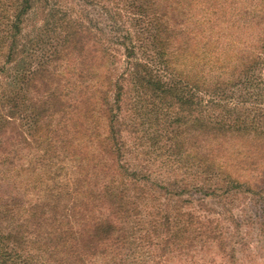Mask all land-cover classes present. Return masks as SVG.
Masks as SVG:
<instances>
[{
  "label": "trees",
  "instance_id": "obj_1",
  "mask_svg": "<svg viewBox=\"0 0 264 264\" xmlns=\"http://www.w3.org/2000/svg\"><path fill=\"white\" fill-rule=\"evenodd\" d=\"M180 30L156 0H0V52L23 61L8 88L0 65V152H28L25 186L0 198V264H128L140 247L169 264L197 243L239 264L252 221L229 204L264 213V186L235 176L225 145L264 151V33L229 79L200 84L173 65Z\"/></svg>",
  "mask_w": 264,
  "mask_h": 264
},
{
  "label": "rangeland",
  "instance_id": "obj_2",
  "mask_svg": "<svg viewBox=\"0 0 264 264\" xmlns=\"http://www.w3.org/2000/svg\"><path fill=\"white\" fill-rule=\"evenodd\" d=\"M134 1L120 0L123 8L130 7ZM156 1L163 12H166L167 19L178 29H182L184 49L180 55L173 53L172 61L177 70L184 73L191 82L213 84L217 80L229 79L259 48V37L264 33V17L261 15L256 20L251 0ZM260 9L258 6L256 11L260 12ZM179 49L177 53H180ZM3 50L4 47L1 51ZM0 65L6 67L7 72L3 74L2 81L6 83L5 88H8L18 80L13 74L21 70L23 61L9 63L3 51L0 52ZM254 140L256 139L252 137H236L225 148L232 150L227 155L236 177L264 186V151L252 152L255 150ZM254 153L256 154L253 155ZM27 154V150L19 146H10L0 152L1 199L25 186L22 181L25 172L22 170ZM90 165L94 164L91 162ZM241 199L243 200L235 202L236 205L230 203L229 207L242 221L250 219L252 223L245 227L248 238L244 241L247 246L240 245L242 249L238 263L264 264V218L261 220L264 213L256 199L251 201L249 196ZM206 200L212 211L221 209L216 198L208 197ZM197 244V251H188L186 256L171 257L169 264H229L221 257L217 244L204 247ZM201 248L203 249L200 250ZM140 249L141 247L136 249L133 255L125 251L128 264H144L149 253L141 252Z\"/></svg>",
  "mask_w": 264,
  "mask_h": 264
}]
</instances>
